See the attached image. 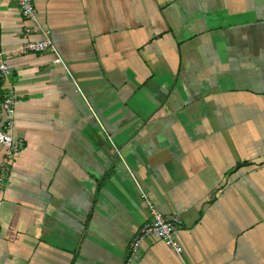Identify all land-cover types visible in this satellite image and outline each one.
<instances>
[{
	"label": "crops",
	"instance_id": "obj_1",
	"mask_svg": "<svg viewBox=\"0 0 264 264\" xmlns=\"http://www.w3.org/2000/svg\"><path fill=\"white\" fill-rule=\"evenodd\" d=\"M34 3L0 0L24 141L0 143V264H124L140 188L183 252L147 238L132 264H264V0Z\"/></svg>",
	"mask_w": 264,
	"mask_h": 264
},
{
	"label": "built area",
	"instance_id": "obj_2",
	"mask_svg": "<svg viewBox=\"0 0 264 264\" xmlns=\"http://www.w3.org/2000/svg\"><path fill=\"white\" fill-rule=\"evenodd\" d=\"M12 1L17 6L24 20L32 23L37 22V11L34 0ZM30 32L31 30L29 28H25L24 33L26 36H28ZM42 34L43 36L41 39L26 41L22 46V51L41 53L47 49H54V44L49 32L42 30ZM10 73L11 70L5 62L4 52L0 48V79L2 81L0 112L5 119L4 125L0 128V143L5 148L7 155L15 156L24 147V141L13 135L16 123V93L9 81ZM140 193L146 201L150 219L132 239L124 264H132L142 242L147 238H155L162 241L178 256H181L183 248L177 240L178 233L182 227L181 219L178 217L166 218L154 207L141 188Z\"/></svg>",
	"mask_w": 264,
	"mask_h": 264
}]
</instances>
